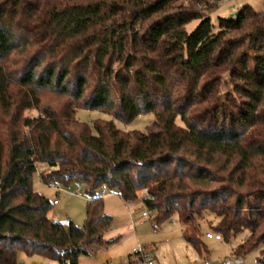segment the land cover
I'll return each instance as SVG.
<instances>
[{"label": "trees", "instance_id": "obj_1", "mask_svg": "<svg viewBox=\"0 0 264 264\" xmlns=\"http://www.w3.org/2000/svg\"><path fill=\"white\" fill-rule=\"evenodd\" d=\"M169 2L0 0V264H19L20 252L80 264L90 246L117 241L106 238L103 184L126 201L147 189L157 222L176 216L201 255L209 216L221 239L243 234L237 256L264 244V12L246 6L215 31L210 16ZM45 90L68 95L66 108L25 115ZM79 108L155 119L146 131L113 120L94 131ZM39 163L45 184L86 186L83 225L49 216L53 201L33 187ZM217 166L228 186L213 188Z\"/></svg>", "mask_w": 264, "mask_h": 264}, {"label": "rangeland", "instance_id": "obj_2", "mask_svg": "<svg viewBox=\"0 0 264 264\" xmlns=\"http://www.w3.org/2000/svg\"><path fill=\"white\" fill-rule=\"evenodd\" d=\"M168 6L174 10H194L206 16H210L214 24V29H219L220 17H236L238 11L244 7H250L256 13L264 12V0H170ZM154 18V17H153ZM151 18V19H153ZM201 20L196 19L189 22L185 28L188 32L193 31ZM242 37L241 35H235ZM34 50V49H33ZM32 50V52H33ZM19 65H14L18 68ZM228 83H231L229 80ZM232 83L228 90H232ZM42 103L38 109L25 111V115L35 116L41 113L45 107L52 108L54 111L62 112L66 104L70 101L68 95L55 93L45 90L41 94ZM77 118L88 123L93 130L94 124L98 120H113L117 127L122 130H141L146 131L150 123L155 119L154 113L142 114L130 122H123L116 119L108 112L99 109L79 108L76 114ZM38 170L33 175V187L35 191L45 195L51 201L58 200L59 204L53 205L49 216L55 220L67 223L69 219L78 225H83L86 219V206L88 203V193L86 186L76 181L69 184H62L60 187L68 191H77L81 188L83 195H73L59 192L53 185L45 184L41 178V172L50 171L46 164L39 163ZM213 172L220 179L213 183V188H222L228 186L229 176L227 171L220 167L213 169ZM239 192H246L245 187H235ZM118 188H111L109 194L103 196L105 211L113 215L112 228L106 234L107 239L119 237L108 247L104 245L90 246V254H82L79 258L80 264H133L136 257L134 250L146 249L154 264H260L259 258L262 254L264 244L259 248L245 254L237 256L233 248L243 239V234L238 235L231 241L225 239H216L203 237V241L209 250L206 255L200 252L182 235V225L176 216L171 219L158 223L156 215L147 222L136 223L134 217L145 209L142 199L145 191H140L138 197L132 201H126L116 193ZM212 221V222H211ZM217 223L216 218L209 216L202 220L203 231L216 233L212 227ZM250 233L247 232V235ZM19 264H57L54 259L41 254L29 255L24 252L19 253Z\"/></svg>", "mask_w": 264, "mask_h": 264}, {"label": "built area", "instance_id": "obj_3", "mask_svg": "<svg viewBox=\"0 0 264 264\" xmlns=\"http://www.w3.org/2000/svg\"><path fill=\"white\" fill-rule=\"evenodd\" d=\"M51 185L55 186L56 188L59 189L60 192H64V193H69V194H73V195H83V190L81 188L77 189V191H68L66 189H62L60 187V185L58 183H51ZM111 188L107 185V184H103L100 188H99V193L102 195V196H105L107 194H109V190ZM145 191L147 192V189H145ZM119 197H123V193L122 191L118 190L117 193H116ZM89 199V197H88ZM58 203V200H54L53 201V204H57ZM156 209H153V208H149L147 206H145V209H143L139 214H137L135 217H134V221L136 223H143V222H147L149 220H151L155 215H156ZM206 236L208 238H216V239H221V235L220 234H216V233H213V232H208L206 234ZM134 253H139L141 258L138 259L136 262H134L133 264H153V261L151 259H148L149 257V254H147L144 249H140V250H134Z\"/></svg>", "mask_w": 264, "mask_h": 264}, {"label": "crops", "instance_id": "obj_4", "mask_svg": "<svg viewBox=\"0 0 264 264\" xmlns=\"http://www.w3.org/2000/svg\"><path fill=\"white\" fill-rule=\"evenodd\" d=\"M58 189V188H57ZM60 192V191H59ZM64 193V192H63ZM57 204H59V201H58V203ZM57 204H55V205H57ZM144 205V204H143ZM140 213V212H139ZM138 213V214H139ZM150 221V220H149ZM111 245V244H110ZM104 247H108V246H104ZM144 251L146 252V249H144ZM148 254V253H147ZM150 256V255H149ZM141 258V256H140V254H136V257L134 258V260H133V262L132 263H134V262H136L138 259H140ZM154 264V263H153Z\"/></svg>", "mask_w": 264, "mask_h": 264}]
</instances>
